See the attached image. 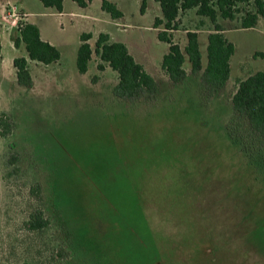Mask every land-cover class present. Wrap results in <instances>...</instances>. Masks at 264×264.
Segmentation results:
<instances>
[{
  "label": "rangeland",
  "instance_id": "1",
  "mask_svg": "<svg viewBox=\"0 0 264 264\" xmlns=\"http://www.w3.org/2000/svg\"><path fill=\"white\" fill-rule=\"evenodd\" d=\"M107 1L122 20L99 19L101 0L67 6L63 17L30 2L31 21L60 59L27 58L29 88L12 63L26 58L23 45L14 47L16 29L0 31V116L10 119L9 133L0 127V264H264V147L231 104L238 83L264 71V20L240 28L250 4L234 21L218 19L235 50L227 83L210 95L202 82L207 18L183 12L168 33L184 53L186 31H196L201 52V71L184 54L186 78L173 84L161 68L163 29L153 28L159 6L145 0L142 14V0ZM3 12L23 22L19 10ZM83 33L93 34V58L80 74ZM100 33L125 44L156 94L114 95L117 73L97 69ZM35 211L49 224L29 231Z\"/></svg>",
  "mask_w": 264,
  "mask_h": 264
},
{
  "label": "trees",
  "instance_id": "2",
  "mask_svg": "<svg viewBox=\"0 0 264 264\" xmlns=\"http://www.w3.org/2000/svg\"><path fill=\"white\" fill-rule=\"evenodd\" d=\"M43 7L62 11L63 0H39ZM80 8H86L91 0H72ZM160 8L161 18L154 19L153 28L162 27L158 33V40L168 45V51L163 56L161 68L173 84H180L186 78L183 68L185 56L191 66V71H201V53L196 31H186L187 44L184 53L180 47L172 42L168 33L178 30L177 22L181 13L195 10L198 17L207 18L213 26V31L207 36V63L202 74V82L212 95L222 89L230 76V59L234 54V45L226 39L222 26L218 19L234 21L241 13L239 5H251L253 10L245 11L239 19L241 29H251L257 24L259 18H264V0H154ZM145 0L141 2L140 12L145 10ZM101 9L108 13L112 19H119L123 15L117 7L102 0ZM13 40L15 48L23 45L27 58L31 61L50 65L60 59L58 49L50 43L43 41L39 29L28 23H18ZM90 34L83 33L80 36V45L76 55V67L80 74L87 71V66L93 53L88 41ZM1 52V44H0ZM95 55L102 63H105L118 75V83L114 89V95L121 99H134L141 94L153 96L158 90V84L148 74L142 65L137 63L123 43L109 42L106 34H100L95 42ZM13 67L16 70L17 83L29 88L32 85L28 72L26 58L13 59ZM101 71L103 64H97ZM233 116L237 121L244 123L247 132L253 140L264 147V71H258L238 83L237 89L231 100ZM10 120L6 114L0 116V127L8 131L6 121ZM6 135V133H5ZM34 191V187L32 188ZM49 222L41 212H33L24 226L29 231L45 229ZM59 257L66 256L63 250H58ZM55 255V254H53ZM57 255V254H56ZM58 257V256H56Z\"/></svg>",
  "mask_w": 264,
  "mask_h": 264
},
{
  "label": "crops",
  "instance_id": "3",
  "mask_svg": "<svg viewBox=\"0 0 264 264\" xmlns=\"http://www.w3.org/2000/svg\"><path fill=\"white\" fill-rule=\"evenodd\" d=\"M0 1H3V6H2V9H0V31L2 30V32L5 30H8V29H13V28H15V29H17V26H18V23L14 20V19H12L11 17H14V15H10L9 13V15H10V17H9V15L8 16H5V14H4V10L5 9H7V8H9V9H11L12 11H17V10H19V12H20V19L23 21V22H19V23H28V24H33V25H35L38 29H39V27H38V25H36L34 22H32L31 21V17L33 16V15H35V14H37V13H33L32 11H30V9H29V4H30V2L31 1H33L34 3H36L37 5H38V7L40 8V9H43V11H49L50 13H54V14H56L57 16H59V17H63L64 16V14H66V12H65V8L67 7V6H71V7H73V4H75V5H77L75 2H73L72 0H63V4H62V11L61 12H58V11H56L55 9H53V8H45V7H43V5L41 4V2L39 1V0H0ZM154 3H156L154 0H152ZM12 2H14V3H12ZM101 2H102V0H101ZM142 2V1H141ZM148 3V2H147ZM89 4H90V2H89ZM89 4L87 5V7L89 6ZM157 4V3H156ZM116 7H117V5L116 4H114ZM147 6H148V4H146ZM158 5V4H157ZM78 6V5H77ZM147 6H145V9L147 8ZM159 6V5H158ZM79 7V6H78ZM87 7L86 8H81V9H83V10H86L87 9ZM118 9V8H117ZM119 10V9H118ZM159 10H160V8H159ZM101 11H102V13H101V15H100V17L101 18H99V19H105V20H107V16H106V14L107 15H109L108 13H106L105 11H103L102 9H101ZM120 11V10H119ZM190 11V10H189ZM193 11H195L194 9H193ZM121 12V11H120ZM145 12V11H144ZM122 13V12H121ZM161 13V12H160ZM71 15L72 14H74V13H70ZM122 15L124 16V14L122 13ZM110 16V15H109ZM123 16L121 17V18H119V19H112L111 17V21H114V22H118V21H120V20H122L123 19ZM156 17H159V18H161V15L160 16H156ZM155 17V18H156ZM261 19H263L264 20V18H259L258 19V21H257V24L255 25V27L260 23V21H261ZM1 20H2V23H1ZM94 21H96V20H94ZM8 23V24H7ZM8 25H10L9 27H7ZM254 27V28H255ZM251 29H253V28H251ZM39 32H40V37H41V39L43 40V41H45L43 38H42V35H41V31H40V29H39ZM86 34H90V36H91V38H92V36H93V34L92 33H86ZM100 34H106V35H108V37H109V42H114L113 40H112V38L110 37V35L108 34V33H100ZM99 34V35H100ZM98 35V36H99ZM90 38V39H91ZM90 39H89V41H90ZM0 40H1V34H0ZM89 41H88V43H89ZM49 43V42H48ZM90 45V44H89ZM91 47V46H90ZM92 49V48H91ZM200 49V48H199ZM1 50H2V46H1ZM25 51V50H24ZM92 51H93V49H92ZM201 53V52H200ZM0 55H1V52H0ZM92 58H93V53H92V55H91V60H92ZM26 59H27V55H26ZM90 60V61H91ZM98 60H99V58H98ZM89 61V62H90ZM101 62V61H100ZM101 64H103V63H101Z\"/></svg>",
  "mask_w": 264,
  "mask_h": 264
}]
</instances>
